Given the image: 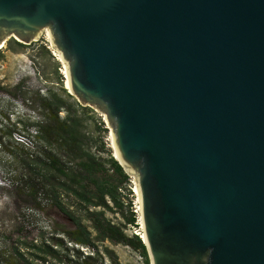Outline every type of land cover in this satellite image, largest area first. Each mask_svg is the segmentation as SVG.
Returning a JSON list of instances; mask_svg holds the SVG:
<instances>
[{
  "label": "water",
  "instance_id": "obj_1",
  "mask_svg": "<svg viewBox=\"0 0 264 264\" xmlns=\"http://www.w3.org/2000/svg\"><path fill=\"white\" fill-rule=\"evenodd\" d=\"M106 117L150 264H264V0H0Z\"/></svg>",
  "mask_w": 264,
  "mask_h": 264
},
{
  "label": "rangeland",
  "instance_id": "obj_2",
  "mask_svg": "<svg viewBox=\"0 0 264 264\" xmlns=\"http://www.w3.org/2000/svg\"><path fill=\"white\" fill-rule=\"evenodd\" d=\"M56 53L44 34L29 45L10 39L0 50V249L3 251L32 241L39 246L44 233L47 237L51 233L63 237L64 232L71 229L65 216L50 208L43 211L35 209L26 194L15 189L25 171L21 164L24 152L19 148L24 146L35 152L36 126L43 121L40 101L47 98L50 92L78 105L76 108L83 119V132L92 153L104 159L115 156L111 129L105 116L93 107L82 106L76 97L69 94L65 66ZM65 115L61 112L60 117ZM112 186L114 188L116 182ZM115 194L116 202L106 198L109 209L88 210L79 206L75 209L77 216L83 219V225L92 233L94 230L88 211L104 213L105 218L121 227L128 238L137 233L140 235L143 233L140 205L133 177L130 176L129 182L119 187ZM132 215L136 221L134 225L128 224ZM63 241L66 243V240ZM98 246L103 264H145L140 252L129 246L109 242ZM106 247L116 254L117 263L104 253ZM81 251L85 255L93 252L88 248Z\"/></svg>",
  "mask_w": 264,
  "mask_h": 264
},
{
  "label": "trees",
  "instance_id": "obj_3",
  "mask_svg": "<svg viewBox=\"0 0 264 264\" xmlns=\"http://www.w3.org/2000/svg\"><path fill=\"white\" fill-rule=\"evenodd\" d=\"M40 105L43 121L36 126V150L19 148L24 152L21 164L25 171L15 189L26 194L35 209L50 208L65 216L71 229L65 231L63 237L53 233L47 237L44 233L39 246L32 241L4 251L0 249V264H103L98 244L104 246L107 242L139 251L145 264H150L140 235L128 238L121 227L105 218L104 213L88 211L94 234L83 225V219L75 210L79 206L88 210L109 209L106 198L116 202V190L129 182L130 176L114 157L104 159L92 153L77 104L50 92ZM61 112L66 113L65 117H60ZM113 182H116L114 188ZM135 222L132 215L128 224ZM82 248L93 252L85 255ZM104 253L118 262L109 248L106 247Z\"/></svg>",
  "mask_w": 264,
  "mask_h": 264
},
{
  "label": "bare ground",
  "instance_id": "obj_4",
  "mask_svg": "<svg viewBox=\"0 0 264 264\" xmlns=\"http://www.w3.org/2000/svg\"><path fill=\"white\" fill-rule=\"evenodd\" d=\"M46 35V37L48 38V40H49V42H50V39H49V35H48V30H46L45 32H43L42 33V35ZM4 47V46H3ZM3 47H0V50L1 49H3ZM57 54V56L59 57V59L61 60V57H60V53L58 52V53H56ZM66 70V69H65ZM65 74H66V71L64 72ZM66 78H67V74H66ZM66 85H67V89L69 90V86H68V80H67V83H66ZM105 116V115H104ZM106 118V117H105ZM111 139H112V135H111ZM115 157H116V155H115ZM117 158V157H116ZM136 193H137V188H136ZM137 196H138V194H137ZM139 200V199H138ZM140 207V206H139ZM140 215H141V212H140ZM141 225H142V220H141ZM138 235H139V233H137ZM140 236H142L143 237V233H141L140 234ZM144 238V237H143Z\"/></svg>",
  "mask_w": 264,
  "mask_h": 264
},
{
  "label": "built area",
  "instance_id": "obj_5",
  "mask_svg": "<svg viewBox=\"0 0 264 264\" xmlns=\"http://www.w3.org/2000/svg\"><path fill=\"white\" fill-rule=\"evenodd\" d=\"M138 235V234H137Z\"/></svg>",
  "mask_w": 264,
  "mask_h": 264
}]
</instances>
